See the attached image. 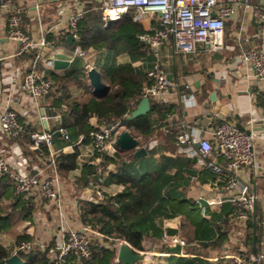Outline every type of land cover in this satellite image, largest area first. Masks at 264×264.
I'll return each mask as SVG.
<instances>
[{"label": "crops", "instance_id": "crops-1", "mask_svg": "<svg viewBox=\"0 0 264 264\" xmlns=\"http://www.w3.org/2000/svg\"><path fill=\"white\" fill-rule=\"evenodd\" d=\"M34 2V0H16L17 5L23 6L24 29L36 37L42 31H45L47 35L49 33L55 35L65 34L63 32L67 31L66 15L61 13V7L64 3H68L71 10L83 6L87 11L88 5H93V9H99L100 6V0H50L41 7L42 11L39 15ZM159 22V15H157L154 19L137 23H141L145 30H149L159 25ZM261 30V22L256 20L249 10L241 9L237 15H234L227 22L224 39L225 48L221 51H205L201 47L196 53L176 54L173 40L168 41L162 47L160 52L161 63L168 76H171L170 79L174 83H181L179 88L173 86L167 93L168 102L175 103L177 107L174 112L169 114V123L158 126L148 140L144 139L142 135L133 133L140 140V144L146 148L147 154L140 157V159H136L128 169L132 173L146 172L149 168L162 163L164 157L170 159V164L177 163L181 166L187 158L197 157L179 151L177 135L182 131L193 129L202 137L209 138L215 143L214 131L219 124L228 121L236 125L239 122L244 126L245 131L255 134L257 154L252 164L243 167L236 174L240 180L248 182L252 191L258 195V202L252 218L254 220L261 219L259 223L264 227V108L257 99V92H264V85L261 80L254 76L251 68L243 64L241 58L242 49L261 46ZM90 49L94 51L92 64L100 72V75L101 66L108 61L116 64L131 62L137 67L145 65L148 72L156 60L153 51L150 59L133 60L127 51L117 53L107 48L96 50L91 47ZM73 50L60 39H53L52 43L45 48V54L55 59L66 60L68 65L63 68L47 69L46 74L50 77H52L51 74L62 77L77 59L80 61L79 76L82 78L87 76L88 87L91 93L96 95L93 92L88 74L85 72L84 61L74 57ZM32 58V52H20L18 43L9 39L7 36V15L5 12L0 11V111L6 108L18 110L25 123V131L26 125H30L34 131L46 128L53 131L54 127L62 122V116L59 112L54 115L47 113L53 97L46 96L37 105L20 88L25 71L30 66ZM103 82L109 86L108 82L105 80ZM55 83L57 85L55 84L51 93L56 94V89L60 87L63 89L65 86L72 98H81L83 102L89 100L85 88L76 85L73 80L67 83L68 88L64 83L61 86L58 82L55 81ZM187 84L190 85V88H186L185 85ZM213 97L217 98L215 102L211 101ZM210 102L217 108V112L212 116L210 122H199L202 115L210 111L205 106L206 103ZM66 107L64 105V108ZM56 115H59V117H56ZM91 121L96 124L97 118L92 117ZM68 133L69 139H66L61 133L56 135L58 139H54V149L57 153L73 152L76 147L75 143L83 137V135L77 136ZM150 143L156 149L153 154L148 151L150 146L149 148L146 147ZM77 147L79 151H82L79 146ZM116 147L115 143H110L105 152L113 155ZM46 148L49 152V148ZM1 150L4 151L6 158L9 160L10 167L21 174L27 171L35 173L42 168L50 172V169L54 168L50 152L48 157H43L38 149L31 147V141L25 133L17 138L9 139L4 137L0 131ZM45 158L47 159L45 160ZM214 159L224 168L226 167L227 161L225 158L214 155ZM102 162L104 161L100 156L78 157V167L72 170L67 177L60 175L56 165L61 178L63 211L60 213L55 201L47 198L40 199L31 195L37 206L36 213L34 219L24 220L19 224V232L33 237L40 235L46 237L52 235L55 229L64 224L75 227L85 225L81 220L82 200H95L97 198V187L102 189L105 195H114L123 189L122 184L112 181L109 176V171L115 168V163L112 161L107 162L104 169ZM85 163L99 166V170L102 171L100 177L103 180L102 183L99 184L98 182L94 185L91 182L90 186H83L78 181V178L84 173ZM187 169H197L198 172L190 178ZM206 172L210 173V176L206 175L209 179L203 182L200 180V175L202 173L206 174ZM225 179L226 174L217 175L210 168L201 166L198 160L196 163L192 160L189 164L183 166V170L180 171H177L174 167L171 170L158 173L154 191L159 201L146 224L147 232L143 241L144 249H142L156 251L152 264H180L183 260L194 257L209 261L211 264L227 260H230L232 264H236L234 262L235 257L251 256L263 249L264 241L261 246L254 243V250H250L252 245L247 239L248 221L242 223L232 218L231 214L234 212L235 207L230 197L233 191L224 192L222 190ZM167 198H191L197 202L200 199L207 202L214 201L213 204H207L206 206L199 202V209L192 212V215L196 218L211 220V217H213L211 220L213 225L212 227H202L199 235L200 242L195 239L194 242L183 247L181 253L169 251L168 247L163 246L161 243V237L164 233L180 236L179 228L183 211L177 207H171ZM203 208H205V212ZM214 223L216 224L214 225ZM213 233L215 237L212 240L215 242L209 240V235ZM220 234L224 238L219 241ZM3 238L5 244L13 251L16 242H11L10 237L7 235H4ZM118 248L119 246L116 248V254ZM143 262V260H140L136 264H143ZM244 264H264V262Z\"/></svg>", "mask_w": 264, "mask_h": 264}, {"label": "built area", "instance_id": "built-area-1", "mask_svg": "<svg viewBox=\"0 0 264 264\" xmlns=\"http://www.w3.org/2000/svg\"><path fill=\"white\" fill-rule=\"evenodd\" d=\"M35 7L41 14V7L50 0H34ZM68 3L61 7V13L66 15L67 31L63 33L72 35L74 40L79 37V21L84 17L83 6L71 10ZM99 9L101 19L105 26L121 19L130 13L134 22H143L154 19L159 15V25L138 34V38L147 43L156 60L147 74L150 84L145 88L144 95L161 98L168 102L167 93L173 86L180 87L181 83H174L169 78L160 61L162 47L173 40L176 54H190L198 52L201 47L205 51H221L225 48L226 23L237 15L241 9L249 10L254 18L261 22V46L242 49L241 58L244 65L251 68L256 78L264 85V0H100ZM0 11L7 15V36L19 45L20 52H32L33 58L25 71L20 88L23 93L30 96L38 105L55 87V81L46 74L47 69L54 68L55 58L45 54V48L52 43L45 31L38 37L28 33L23 26V6L17 5L16 0H0ZM92 49L85 50L77 46L73 56L84 61V69L88 71L94 67L92 64ZM190 88V85H185ZM59 117V115H56ZM118 126H100L92 129L88 140L81 137L75 146H79L81 158L96 157L104 152L110 143H115ZM0 131L9 139L19 137L25 131V123L18 110L6 108L0 111ZM66 139L69 133L66 129H58ZM216 142L202 137L198 132L184 130L177 135L179 151L189 156H197L199 164L210 168L215 174H226L222 186L224 192L233 191L230 200L234 204L233 219L246 223L255 211L258 195L254 193L248 182L237 177V172L243 167L252 164L256 158L257 147L255 134L240 130L234 123L223 122L214 131ZM200 146L196 148V144ZM41 145L49 148L54 168L47 172L44 168L32 173L27 171L19 173L10 167L4 151H0V177L9 176L15 184L17 193L26 196L34 195L37 198H47L55 201L60 213L63 211L61 178L56 169L54 149V131L49 128L35 130L31 133V147L39 149ZM214 155L225 158L227 165L224 168L216 162ZM103 180H99L100 182ZM102 183V182H101ZM97 199L106 197L104 191L97 187ZM200 202V200H199ZM208 201L207 204H213ZM205 212V208H203ZM106 235L93 229L89 225L80 227L61 225L46 237L38 236L31 240L16 242L13 254L46 253L49 264H68V259L76 257L82 264L83 259L92 255V243ZM125 241H121L123 243ZM127 243V242H126ZM161 243L168 248L181 245L182 249L188 242L177 234L164 233ZM120 244L118 246H120ZM264 246V242H263ZM142 255L143 264H152L156 255L153 250H136ZM21 256V255H20ZM22 257V256H21ZM23 259V258H22ZM24 260V259H23ZM116 261H119L117 258ZM25 262V260H24ZM236 264L248 262H264V247L254 255H243L234 258Z\"/></svg>", "mask_w": 264, "mask_h": 264}, {"label": "trees", "instance_id": "trees-1", "mask_svg": "<svg viewBox=\"0 0 264 264\" xmlns=\"http://www.w3.org/2000/svg\"><path fill=\"white\" fill-rule=\"evenodd\" d=\"M93 5L87 6L84 17L79 21V37L69 44L67 34L55 35L49 33L47 35L50 40L60 39L70 49L77 46L85 50L91 47L96 50L107 48L112 52L127 51L133 58L150 59L152 55L151 47L138 38V34L143 32L144 26L141 23L134 22L131 14H125L121 19L105 26L101 19V10L93 9ZM227 27V23H226ZM80 61L75 60L70 69L62 77L51 74L54 81L61 86L73 80L76 85L85 88L89 95V100L83 102L81 98H72L68 93V89L58 88L57 93H49L52 96L50 109L47 113L50 115L57 114L62 116V122L54 127V139H58L55 135L60 128L66 129L68 132L77 136L83 135L84 140H88L89 133L92 129L102 125H117L124 129L130 130L132 133L142 135L148 140L155 132L158 126L167 125L169 123L168 116L176 110L175 103L163 102L161 98L149 96L151 110L144 116L137 118H129L131 112L137 107L144 97L145 88L150 84L146 66H134L130 63L116 64L114 62H106L101 66V77L109 84V91L103 96L93 95L88 87L87 76L80 77ZM56 84V83H55ZM57 85V84H56ZM61 90V91H60ZM259 104L264 108V92H257ZM64 105L67 107L64 108ZM92 117L97 118V123L93 124ZM34 130L30 125H26L25 135L31 141V133ZM21 134V135H22ZM70 137V136H69ZM151 154L156 149L150 144ZM47 147V146H46ZM45 145H41L38 149L43 157H48L49 152ZM152 147V148H151ZM79 148L70 153L60 152L55 156L58 171L61 176L67 177L70 172L78 167ZM100 156L104 169L107 162H114L115 168L109 171L110 179L118 184L123 185V189L114 195H106L104 199L95 200L88 199L81 201V220L85 225L91 226L100 233L106 235L103 240L108 244H103L101 239L92 243V255L83 259L82 264H122L119 260L116 262V248L121 241L127 242L134 249H144V236L146 234L147 222L151 217L155 206L159 201L154 191L156 176L159 172L168 171L176 168L177 171L183 170V166L189 164L193 158H187L186 162L180 166L177 163L169 162V158L164 157L162 163L149 168L146 172L132 173L128 167L134 163L136 159L133 151H123L116 147L113 155L101 152ZM47 158H45L46 160ZM102 171L98 165L89 163L84 164V173L78 178L83 186H90L91 182L96 185L99 182ZM210 173H202L201 181H208ZM212 177V176H211ZM214 179V177H212ZM171 207H177L182 212L181 226L179 234L189 243L195 241L200 242L199 235L201 228L204 226L212 227V218H196L192 214L193 211L199 209V202L191 198L171 199L167 198ZM36 203L32 196L17 193L14 181L9 176L0 177V264L1 261L12 255V248L8 247L4 241V235L12 232L17 223L24 220L34 219L36 213ZM250 217L247 224V239L252 245L250 250H254L253 244L261 246L264 241V227L259 222L261 219L254 220ZM216 223H214L215 225ZM18 226V225H17ZM206 236V235H205ZM215 237V234L209 235V240ZM34 237L25 233H17L16 242L22 240H31ZM221 236L219 241L223 239ZM212 242H215L212 240ZM25 260L24 264H49L46 253H21ZM68 264H80L76 257L68 259ZM180 264H211L209 261L200 258H190L183 260ZM215 264H232L230 260L218 261Z\"/></svg>", "mask_w": 264, "mask_h": 264}, {"label": "water", "instance_id": "water-1", "mask_svg": "<svg viewBox=\"0 0 264 264\" xmlns=\"http://www.w3.org/2000/svg\"><path fill=\"white\" fill-rule=\"evenodd\" d=\"M67 39L69 43H72L74 41V37L72 35H68ZM68 65V61L61 60V59H55L54 68H63ZM171 76L169 75V78ZM88 78L90 80V84L93 87V92L98 96H103L108 93L110 87L103 82L100 72L97 70V68L93 67L88 71ZM217 98L213 97L211 98V101H216ZM205 106L210 110L204 115H202L201 119H199V122L207 123L210 122L212 119V116L217 112V108H215L214 104L212 102L206 103ZM151 110V103L150 98L147 95H144L143 99L139 102L137 107L131 112L129 115V118H137L146 115ZM220 119V117H219ZM46 124V122H45ZM236 126L240 130H245L244 126H242L239 122L236 123ZM249 132V131H247ZM60 133H56V135H59ZM115 145L123 151H133L135 157H142L147 154V150L144 146L140 144V140L138 137H136L130 130L123 129L121 132H119L116 135L115 138ZM197 147L200 146L199 143L196 144ZM198 160L197 157L193 158V162L196 163ZM187 172L190 174V178L192 176H195L198 172L197 169H187ZM200 202L203 206L207 205V201L204 199H200ZM169 251L181 253L182 247L181 245H176L174 247L168 248ZM118 259L122 262V264H136L138 261L142 259V255L136 250L131 247L128 243L123 242L120 244L117 252ZM1 264H24V260L22 257L18 254H13L9 258L1 261Z\"/></svg>", "mask_w": 264, "mask_h": 264}, {"label": "rangeland", "instance_id": "rangeland-1", "mask_svg": "<svg viewBox=\"0 0 264 264\" xmlns=\"http://www.w3.org/2000/svg\"><path fill=\"white\" fill-rule=\"evenodd\" d=\"M124 128L123 127H119L118 128V130H117V132L119 133V132H121L122 130H123ZM198 212V211H197ZM18 225V226H17ZM17 225L14 227V229H13V231L12 232H10V233H8V237H10V239H11V242H16V236H17V233H20L19 231V227H20V225H19V223H17Z\"/></svg>", "mask_w": 264, "mask_h": 264}]
</instances>
